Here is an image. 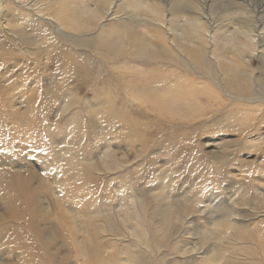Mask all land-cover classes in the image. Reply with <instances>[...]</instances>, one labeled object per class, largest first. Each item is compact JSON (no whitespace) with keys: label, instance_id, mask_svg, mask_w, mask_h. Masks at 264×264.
Masks as SVG:
<instances>
[{"label":"rangeland","instance_id":"1","mask_svg":"<svg viewBox=\"0 0 264 264\" xmlns=\"http://www.w3.org/2000/svg\"><path fill=\"white\" fill-rule=\"evenodd\" d=\"M63 1L0 0V264H264V0Z\"/></svg>","mask_w":264,"mask_h":264},{"label":"bare ground","instance_id":"2","mask_svg":"<svg viewBox=\"0 0 264 264\" xmlns=\"http://www.w3.org/2000/svg\"><path fill=\"white\" fill-rule=\"evenodd\" d=\"M6 1V0H5ZM62 1V0H61ZM64 1H66V0H64ZM63 1V3H65ZM4 2V1H3ZM52 2V1H51ZM41 3V2H40ZM55 3V2H54ZM53 3V4H54ZM144 3V2H143ZM113 4H114V2H113ZM51 5H52V3H51ZM148 5V7L151 9V8H153L154 6H152V5H150V4H147ZM64 6H66V5H64ZM40 7V6H39ZM38 7V8H39ZM51 7V6H50ZM68 7V6H67ZM70 7H71V5H70ZM4 8V7H3ZM1 9L2 10V13H3V10L4 9ZM42 8V7H41ZM53 8V7H52ZM66 8V7H65ZM111 8H112V6H110L109 7V9H108V11L106 12L107 13V15H108V13H110V11H111ZM36 9H37V7H36ZM40 9V8H39ZM56 9V8H55ZM61 9V8H60ZM69 9V8H68ZM71 9V8H70ZM38 10V9H37ZM42 11H44L43 9H41ZM58 10V9H57ZM39 11V10H38ZM63 11V10H62ZM62 11H61V13H62ZM68 11V10H67ZM71 11H73V13H74V10H71ZM57 12V11H56ZM65 12V11H64ZM81 12V11H80ZM66 13V12H65ZM68 13V12H67ZM77 13V12H76ZM78 13H79V11H78ZM55 14V13H54ZM72 14V13H71ZM80 14V13H79ZM97 14H99V13H97ZM97 14H95V13H93V15L92 16H94V17H97V16H100V15H97ZM63 15V14H62ZM65 15V14H64ZM67 15H69V13L67 14ZM74 15H76V14H74ZM84 15V14H83ZM1 16V15H0ZM56 16H58V13H56ZM56 16H54V17H56ZM70 16V15H69ZM156 16H158V13H156ZM4 17V16H3ZM67 17V16H66ZM76 17V16H75ZM85 17V16H84ZM1 18H2V16H1ZM62 18V17H61ZM70 18V17H69ZM72 18H74V16L72 17ZM101 18V17H100ZM59 19V18H58ZM64 19V18H63ZM74 19H76V18H74ZM95 19V18H94ZM67 20V19H66ZM70 20V19H69ZM78 20V19H77ZM76 20V21H77ZM81 20V19H80ZM83 20V19H82ZM89 20V19H88ZM190 20H192V18H187V21H189L190 22ZM8 21H9V19H8ZM61 21V20H60ZM75 21V22H76ZM62 22V21H61ZM73 22V21H72ZM82 22V21H81ZM85 22H86V19H85ZM84 22V23H85ZM88 22V21H87ZM24 23V22H23ZM33 24H35V23H33ZM68 24H70V23H68ZM82 23H80V25H81ZM71 25H73V24H71ZM83 25V24H82ZM65 26V25H64ZM68 26V25H67ZM75 26V25H74ZM20 27V26H19ZM71 28L73 27V26H70ZM77 27V26H76ZM81 27V26H80ZM27 28V27H26ZM74 28V27H73ZM79 28V27H78ZM77 28V29H78ZM20 29V28H19ZM24 29V28H23ZM77 29H75V30H77ZM24 31H26V29L24 30ZM18 32V31H17ZM21 32V31H20ZM19 32V33H20ZM126 32V31H125ZM18 33V34H19ZM23 34V33H22ZM25 34V33H24ZM29 34V33H28ZM124 35V34H123ZM25 36H27V35H25ZM34 37V36H33ZM108 37V36H107ZM47 38V37H46ZM109 38V37H108ZM107 38V39H108ZM110 38H112V37H110ZM212 38L214 39V35L212 36ZM5 39V38H4ZM9 39V38H8ZM36 39V38H35ZM34 39V40H35ZM103 39H105L104 37H103ZM32 40V39H31ZM30 40V41H31ZM46 40V39H45ZM255 41H256V38L254 39ZM30 41H28V42H30ZM36 41V40H35ZM42 41V43H43V40H41ZM101 42H102V40H100ZM12 42V41H11ZM13 42H15V41H13ZM37 42H40V41H38L37 40ZM10 43V42H9ZM104 43V42H103ZM38 44V43H37ZM51 46V45H50ZM53 46V45H52ZM123 46V45H122ZM2 47V46H1ZM8 47V46H7ZM39 47V46H38ZM4 48V47H3ZM9 48V47H8ZM43 48V47H42ZM51 48V47H50ZM188 48V47H187ZM191 48V47H190ZM41 49V48H40ZM52 50L53 49H55V48H51ZM186 49V48H185ZM1 50H3V49H1ZM49 50V49H48ZM115 51V50H114ZM119 51H120V49H119ZM122 51V50H121ZM185 51V50H184ZM195 51V50H194ZM45 52L47 53V51L45 50ZM45 52H42V53H45ZM51 52V51H50ZM49 52V53H50ZM104 52V51H103ZM106 52V51H105ZM116 52H118V51H116ZM135 52V51H134ZM137 52V51H136ZM187 52V51H186ZM200 52V51H199ZM1 53V52H0ZM107 53V52H106ZM114 53V52H113ZM159 53V52H158ZM189 53V52H188ZM201 53V52H200ZM7 54V53H6ZM36 54V53H35ZM134 54V53H133ZM161 54H163V53H161ZM196 54H197V51H196ZM4 55V54H3ZM55 55V54H54ZM135 55V54H134ZM201 55V54H200ZM199 55V56H200ZM49 56V55H48ZM117 56V55H116ZM162 57V56H161ZM164 57V56H163ZM196 57H197V55H196ZM201 57V56H200ZM4 58V57H3ZM45 58H46V56H45ZM156 58V57H155ZM155 58H153L154 60H155ZM49 59V58H48ZM162 59V58H161ZM161 59H160V61H161ZM156 60H157V58H156ZM165 60V59H164ZM48 61V60H47ZM51 61V60H50ZM73 65H74V63H73ZM146 75H148V74H146ZM155 75V74H154ZM164 75V74H163ZM169 76V75H168ZM155 77H157V76H155ZM163 77V76H162ZM142 78H144V76L142 77ZM145 78H146V76H145ZM145 78H144V80H145ZM152 78H154V77H152ZM8 79V78H7ZM133 79V78H132ZM136 79V78H135ZM139 79H140V77H139ZM151 79V78H150ZM149 79V80H150ZM168 79H170V78H168ZM10 80V79H9ZM147 80V79H146ZM155 80V79H154ZM157 81V80H156ZM147 82V81H146ZM167 82V81H166ZM234 82V81H233ZM131 83V82H130ZM139 83V82H138ZM9 84V83H8ZM137 84V83H136ZM139 84H141V83H139ZM4 85V84H3ZM7 85V84H6ZM233 85H235V84H233ZM140 86V85H139ZM143 86V85H142ZM147 86H148V83H147ZM158 86V85H157ZM1 87V86H0ZM3 87V86H2ZM150 87V86H149ZM167 87V86H166ZM135 88V87H134ZM241 88V87H240ZM144 90H145V88H143ZM142 89V90H143ZM146 89H148L147 87H146ZM2 90V89H1ZM0 90V91H1ZM137 90H139V89H137ZM234 90V89H233ZM13 91V90H12ZM238 91V90H237ZM140 93H141V91H139ZM143 92V91H142ZM238 92H240V91H238ZM247 92V91H246ZM237 93V92H236ZM242 93H243V91H242ZM239 94H241V93H239ZM7 96V95H6ZM149 97H152V99H154L153 97H157V96H154V93H153V95H150ZM175 99H178V97H174ZM171 99L170 98V100L169 99H160V98H158V100H157V98H155L153 101H155L154 103H156V104H159L158 106L159 107H162V108H168V110H169V107H170V105H174L175 104V99ZM180 98V97H179ZM6 99V98H5ZM149 100V99H148ZM6 103V102H5ZM150 103V102H149ZM152 104V103H151ZM150 104V105H151ZM155 104V105H156ZM194 104V103H193ZM153 105V104H152ZM151 105V106H152ZM6 106V105H5ZM28 106H30V104L28 105ZM56 106V105H55ZM192 106V105H191ZM195 106V105H194ZM175 107V106H174ZM173 108V107H172ZM180 108H182V107H180ZM184 108V107H183ZM182 108V109H183ZM196 108V107H195ZM10 109V108H9ZM159 109V108H158ZM193 109H194V107H193ZM32 110V109H31ZM160 110V109H159ZM162 110V109H161ZM7 111V110H6ZM175 111V110H174ZM165 112H166V110H165ZM179 112V111H178ZM188 112V111H187ZM191 112H192V110H191ZM1 113V112H0ZM15 113V112H14ZM20 113V112H19ZM26 113H27V111H26ZM182 113V112H181ZM11 114V113H10ZM18 114V113H17ZM17 114H16V116H17ZM164 114V113H163ZM194 114V113H193ZM6 115V114H5ZM22 115H23V113H22ZM191 115V114H190ZM7 116V115H6ZM2 117V116H1ZM4 117V116H3ZM15 117V116H14ZM45 117V116H44ZM10 118V117H9ZM17 118V117H16ZM20 118V117H19ZM122 118V117H121ZM12 119V118H11ZM18 119V118H17ZM23 119V118H22ZM124 119V118H123ZM12 121H13V119H12ZM52 121V120H51ZM42 124V123H41ZM43 125H44V122H43ZM42 126V125H41ZM20 127V126H19ZM21 128V127H20ZM31 129V128H30ZM34 129V128H33ZM11 130V129H10ZM33 132V131H32ZM18 134V133H17ZM26 135V134H25ZM33 135V134H32ZM35 135V134H34ZM33 135V136H34ZM19 136V135H18ZM36 136V135H35ZM9 137V136H8ZM13 137V136H12ZM25 137V136H24ZM28 137V136H27ZM43 137V136H42ZM16 138V137H15ZM39 138H41V136L39 137ZM36 139V138H35ZM43 139V138H42ZM132 139H134V138H132ZM140 139V138H139ZM39 140V139H38ZM130 140V139H129ZM135 140V139H134ZM27 141V140H26ZM25 141V142H26ZM35 141V140H34ZM133 141V140H132ZM14 142V141H13ZM22 142H24V141H22ZM29 143V142H28ZM33 143V142H32ZM32 143L30 144V145H32ZM35 143V142H34ZM33 143V144H34ZM37 143V142H36ZM41 143V142H40ZM134 143H135V141H134ZM8 144V143H7ZM14 144H15V142H14ZM23 144H25V143H23ZM39 144V143H38ZM8 147V146H7ZM11 147V146H10ZM25 147V146H24ZM35 147H37V146H35ZM12 148V147H11ZM15 148V147H14ZM27 148V147H26ZM28 149V148H27ZM32 149V148H31ZM17 150V149H16ZM26 150V149H25ZM21 151V150H20ZM13 152H14V150H13ZM18 152V151H17ZM25 153H26V151H24ZM28 152V151H27ZM12 153V152H11ZM22 153V152H21ZM13 154V153H12ZM17 154V153H16ZM20 154V153H19ZM23 154V153H22ZM9 158V157H8ZM21 158V157H20ZM90 160V159H89ZM6 161V160H5ZM11 161V160H10ZM3 163V162H2ZM67 163H68V161H67ZM12 164H14V163H12ZM14 166V165H13ZM83 166V165H82ZM86 166V165H85ZM65 168H67V166L65 167ZM15 169V168H14ZM70 173V172H69ZM43 178V177H42ZM42 180V179H41ZM19 186V185H18ZM27 186V185H26ZM25 186V187H26ZM47 187V186H46ZM21 188V187H20ZM30 189V188H29ZM85 189V188H84ZM46 190H48V189H46ZM51 190V189H50ZM22 191V190H21ZM27 191V190H26ZM35 191V190H34ZM18 192V191H17ZM32 193V192H31ZM56 200V199H55ZM34 202H36V200L34 201ZM54 203H55V201H54ZM34 204V203H33ZM101 204H102V202H101ZM36 205V204H35ZM56 205V204H55ZM36 208V207H35ZM58 208V207H57ZM85 208V207H84ZM87 209V208H86ZM38 210V209H37ZM71 210V209H70ZM72 210H73V208H72ZM98 211V210H97ZM78 212V211H77ZM60 214H59V217L60 216H63V218L62 217H60V221L61 222H63L65 225H67L68 224V226L67 227H69V229H70V232H71V235H72V239L73 240H75L76 239V237H77V233L79 232V229H78V227H76V225H75V221H74V219L72 218V217H70V216H68V214H69V212H68V210L66 211L64 208H61V211L59 212ZM82 214V213H81ZM98 214V213H97ZM30 215V214H29ZM131 215V214H130ZM31 216V215H30ZM55 216V215H54ZM67 216L70 218V220H71V223H70V221H68V218H67ZM86 216H88V215H86ZM57 218V217H56ZM88 218H89V216H88ZM114 218V217H113ZM76 219V218H75ZM86 219V218H85ZM90 219H91V217H90ZM122 219V218H121ZM169 218H167V220H168ZM35 220V219H34ZM143 220V219H142ZM84 221V220H83ZM171 221V220H170ZM39 222V221H38ZM78 222V221H77ZM92 222V221H91ZM90 222V223H91ZM160 222V221H159ZM88 223V222H87ZM157 223V222H156ZM132 224V223H131ZM162 224V223H161ZM164 224V223H163ZM173 224V223H172ZM22 225V224H21ZM84 225H85V223H84ZM151 225V224H150ZM160 225V224H159ZM165 225V224H164ZM167 225V224H166ZM39 226V225H38ZM88 226V225H87ZM112 226H114V225H112ZM133 226V225H132ZM153 226V225H152ZM174 226V225H173ZM41 227V226H40ZM61 227V226H60ZM77 229H76V228ZM91 227V226H90ZM18 228V227H17ZM16 229V228H15ZM91 229H92V227H91ZM131 229H133V228H131ZM130 229V230H131ZM148 229H149V227H148ZM151 229H152V227H151ZM156 229V228H155ZM39 230V229H38ZM64 230V229H63ZM150 230V229H149ZM136 231V230H135ZM153 232H154V230H152ZM34 232V231H33ZM40 232V231H39ZM43 232V231H42ZM63 232V231H62ZM134 232V231H133ZM159 232V231H158ZM19 233V232H18ZM132 233V232H131ZM133 234V233H132ZM26 235V234H25ZM31 235V234H30ZM152 235V234H151ZM28 236H29V234H28ZM90 236V235H89ZM32 237V236H31ZM79 237V236H78ZM85 238V237H84ZM42 239V238H41ZM45 240V239H44ZM20 242V241H19ZM81 243V242H80ZM15 244H16V242H15ZM42 244V243H41ZM20 245V244H19ZM50 245V244H49ZM22 246V245H21ZM110 246V245H109ZM20 247V246H19ZM20 248H22V247H20ZM19 248V249H20ZM47 248V247H46ZM14 249V248H13ZM28 249V248H27ZM48 249V248H47ZM75 249V248H74ZM21 252V251H20ZM40 252V251H39ZM78 253H79V248H78ZM29 254V253H28ZM28 254H27V256H28ZM24 255V254H23ZM30 255V254H29ZM22 257H24V256H22ZM32 257V256H31ZM82 257H83V255H82ZM27 258V257H26ZM33 258H34V256H33ZM32 258V259H33ZM110 258V257H109ZM263 258V257H262ZM114 259V258H113ZM133 259V258H132ZM122 260V259H121ZM27 262H29L28 260H26ZM143 261V260H142ZM23 262H25V261H23ZM22 262V263H23ZM26 262V263H27ZM32 262V261H31ZM39 262V261H38ZM37 262V263H38ZM122 262V261H121ZM33 263V262H32ZM34 264V263H33Z\"/></svg>","mask_w":264,"mask_h":264}]
</instances>
